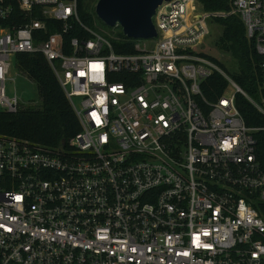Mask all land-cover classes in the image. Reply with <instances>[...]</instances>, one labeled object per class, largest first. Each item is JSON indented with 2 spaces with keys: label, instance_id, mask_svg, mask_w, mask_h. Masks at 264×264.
<instances>
[{
  "label": "built area",
  "instance_id": "1",
  "mask_svg": "<svg viewBox=\"0 0 264 264\" xmlns=\"http://www.w3.org/2000/svg\"><path fill=\"white\" fill-rule=\"evenodd\" d=\"M190 5L164 1L154 38H122L84 23L78 0H0V111L19 109L15 55L39 52L80 127L57 147L0 134V264H264V124L235 105L264 120V0ZM230 14L261 56L258 96L194 50L207 17ZM213 73L227 85L210 100Z\"/></svg>",
  "mask_w": 264,
  "mask_h": 264
},
{
  "label": "trees",
  "instance_id": "2",
  "mask_svg": "<svg viewBox=\"0 0 264 264\" xmlns=\"http://www.w3.org/2000/svg\"><path fill=\"white\" fill-rule=\"evenodd\" d=\"M205 11H230L232 0H196ZM190 5V0H189ZM78 12L81 20L91 25L92 17L78 0ZM220 34L216 46L229 52L239 63V71L231 78L249 95L258 96L262 93L260 83L263 69L261 56L257 54L253 42L247 38L245 27L238 14H230L217 18ZM120 37L124 38L123 34ZM134 42L131 40L113 41L117 52H133ZM15 63L35 82L41 103L33 107L19 108L15 112L0 111V134L23 139L44 147H57L67 142L79 130L78 118L66 97L56 75L46 58L39 52L18 53ZM227 85L226 80L218 73H213L202 84L204 94L210 100L216 99ZM235 105L248 126L264 124L261 115L253 106L237 93ZM256 150L264 166V131L254 133Z\"/></svg>",
  "mask_w": 264,
  "mask_h": 264
},
{
  "label": "rangeland",
  "instance_id": "3",
  "mask_svg": "<svg viewBox=\"0 0 264 264\" xmlns=\"http://www.w3.org/2000/svg\"><path fill=\"white\" fill-rule=\"evenodd\" d=\"M82 1L83 6L91 14L92 23L90 26L92 29L99 32L105 31L115 36H120L121 34H123L119 26H108L96 15L94 5L97 0ZM201 7L202 6H200L196 0H194L190 5V9L194 11H200V9L204 10ZM217 18L220 17H207L206 23L208 33L201 39V42L197 46H195L194 50L203 52L206 55H210L231 77L233 74L238 73L239 63L234 57L231 56L229 52H225L219 49L215 44V41L220 34L221 29L220 24L216 21ZM138 43L142 44L143 41L140 40L138 41ZM12 63L13 65L11 66L9 75L7 76V80L5 82L6 95L9 97L16 95L19 99V108L40 105L41 100L35 82H33L23 71H20L13 61Z\"/></svg>",
  "mask_w": 264,
  "mask_h": 264
},
{
  "label": "water",
  "instance_id": "4",
  "mask_svg": "<svg viewBox=\"0 0 264 264\" xmlns=\"http://www.w3.org/2000/svg\"><path fill=\"white\" fill-rule=\"evenodd\" d=\"M170 0H97L96 15L108 26L118 25L126 37L154 38L156 7Z\"/></svg>",
  "mask_w": 264,
  "mask_h": 264
},
{
  "label": "crops",
  "instance_id": "5",
  "mask_svg": "<svg viewBox=\"0 0 264 264\" xmlns=\"http://www.w3.org/2000/svg\"><path fill=\"white\" fill-rule=\"evenodd\" d=\"M199 4V3H198ZM200 5V4H199ZM201 6V5H200ZM202 8V7H201ZM205 11V10H204Z\"/></svg>",
  "mask_w": 264,
  "mask_h": 264
}]
</instances>
